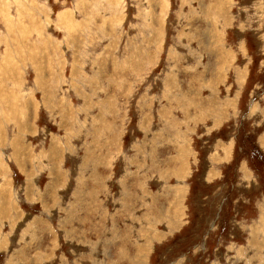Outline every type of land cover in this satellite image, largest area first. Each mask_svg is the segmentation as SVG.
<instances>
[{"label":"rangeland","instance_id":"374dc122","mask_svg":"<svg viewBox=\"0 0 264 264\" xmlns=\"http://www.w3.org/2000/svg\"><path fill=\"white\" fill-rule=\"evenodd\" d=\"M0 264H264V0H0Z\"/></svg>","mask_w":264,"mask_h":264}]
</instances>
